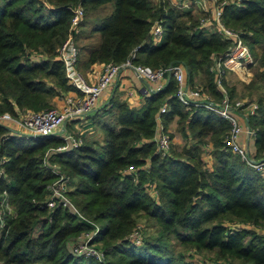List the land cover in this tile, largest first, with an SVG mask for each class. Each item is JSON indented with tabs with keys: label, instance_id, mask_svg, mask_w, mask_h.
<instances>
[{
	"label": "trees",
	"instance_id": "16d2710c",
	"mask_svg": "<svg viewBox=\"0 0 264 264\" xmlns=\"http://www.w3.org/2000/svg\"><path fill=\"white\" fill-rule=\"evenodd\" d=\"M75 5L83 8L74 36L75 43L84 41L78 70L120 63L136 47L134 63L152 68L180 63L188 84L197 80L219 98L210 67L227 40L212 26H200L207 12L195 10L193 1L179 7L167 0H0V113L38 108L56 88H72L56 50ZM156 19L162 26L158 42L149 33ZM220 19L239 32L263 68L245 85L253 88L264 71V0H227ZM175 88L166 73L163 85L139 106L109 98L108 105L93 110L101 143L83 141L64 151L46 154L63 143L60 137L31 138L0 123V192L12 209L2 216L0 264H264V176L222 141L227 121L201 106L185 107ZM226 90L233 99L234 88ZM162 103L163 128L175 118L178 131L193 141L166 155L153 141ZM257 103L247 125L255 130L253 158L260 160L264 97ZM206 142L210 162L200 154ZM54 162L66 177L65 195L98 226L91 242L101 260L73 251L77 236L92 229L88 222L61 203L45 206L47 185L57 176ZM138 218L152 222V231L145 225L142 233ZM133 230L141 235L139 243L130 239Z\"/></svg>",
	"mask_w": 264,
	"mask_h": 264
},
{
	"label": "built area",
	"instance_id": "2783aa9c",
	"mask_svg": "<svg viewBox=\"0 0 264 264\" xmlns=\"http://www.w3.org/2000/svg\"><path fill=\"white\" fill-rule=\"evenodd\" d=\"M201 1L193 0V2L201 4L200 8L204 12L209 11L210 16L209 19L206 15L200 17V26H212L213 32L220 38L227 40L226 50L223 53L212 55L213 64L210 67L213 72V82L219 92L218 99L208 93L203 87L188 84L185 79L184 66L180 63L154 68L134 63L132 59L135 56L136 47L132 48L127 57L120 63L103 62L95 76V80L88 82L76 67L78 47L75 44L74 36L79 31L83 8L80 5H75L71 8L67 35L57 47L56 58L64 65L66 83L72 89H77L78 92L63 93L60 97V105L48 109L18 111L15 115L3 111L0 113V123L9 127L13 133L28 135L31 138L50 137L55 131H58L57 129L63 123L74 121L75 119H84V116L96 106L98 97L113 82L121 68L130 69L138 79L153 83V90L159 89L163 85L165 74L169 73L176 82L174 95L178 101L185 107L201 106L206 110L213 111L227 121L229 128L222 141L234 154L239 156L240 160L254 170L263 169L264 159L255 160L248 154L246 147L242 144V136L253 138L255 135V130L247 125V116L252 115L258 105L256 102L230 98L224 85L227 71H248L255 65L256 59L248 46L241 40L239 32L225 26L220 19L222 5L227 3V0H208L212 4L211 9ZM177 4L179 6V3ZM184 5H187V3ZM149 33L155 42L160 40L162 34L161 20L156 19L152 22ZM262 76L264 79V71ZM166 109L165 103L159 106L155 116L153 134L156 150L161 155L168 154L171 147V139L159 119V115L165 112ZM59 136L63 143L57 147L49 148L46 154L52 151H64L80 143L71 133L61 132ZM51 166L57 176L47 185L48 192L44 199L45 206L48 209H52L56 204L61 203L71 209L79 220L88 222L92 229L83 231L77 236L76 240L72 242L73 251L77 254L92 255L101 260L103 258L102 253L91 242L98 230V226L84 217L65 195L66 177L57 170L54 164ZM11 211L12 209L7 201L5 192H0V226L3 225L2 216L4 212L11 213ZM129 236L135 243L140 242V239L139 241L137 240L140 237V233L136 230H133Z\"/></svg>",
	"mask_w": 264,
	"mask_h": 264
},
{
	"label": "crops",
	"instance_id": "0c3cea01",
	"mask_svg": "<svg viewBox=\"0 0 264 264\" xmlns=\"http://www.w3.org/2000/svg\"><path fill=\"white\" fill-rule=\"evenodd\" d=\"M153 3L157 0H152ZM177 0H168L170 4H177ZM210 9L212 7V4L208 0H202ZM101 67V62L98 63H92L88 66L80 68V72L82 73L83 77L88 82H93L95 80V76L97 72L99 71ZM185 79H186V71H185ZM165 82V81H164ZM154 84L149 83L146 80L138 79L133 71L127 68H121L116 78L113 80V82L108 86V88L98 97L96 106L89 111L84 119H75L74 121L66 122L64 123V126L61 127V131L65 130L67 133H72L78 140H80V143L83 141L93 142L90 141L87 138H91L92 135L96 134L94 132V127L98 128V125L95 123V120H93V113L95 109L99 108L103 105H108L109 98L116 97L119 100H124L127 102L130 106H139L143 102L144 96L149 95V93L153 90ZM74 92H78L77 89H72ZM71 89L66 90L65 93L70 92ZM128 95V96H127ZM60 105V100H56V105ZM174 123L176 122V119L173 120ZM170 121V122H171ZM170 123H168L169 126ZM96 130V129H95ZM100 130V129H99ZM64 132V131H63ZM94 136H98V142L101 143L102 140V132L100 131ZM242 144L244 147H246V150L250 156L253 157L254 154V147H253V138L242 136ZM94 140V139H93ZM96 142V141H95ZM205 149L209 150L211 148L210 143H205ZM201 154V153H200ZM207 154L209 155L208 151ZM210 162V156L209 159L206 157H202Z\"/></svg>",
	"mask_w": 264,
	"mask_h": 264
},
{
	"label": "rangeland",
	"instance_id": "374dc122",
	"mask_svg": "<svg viewBox=\"0 0 264 264\" xmlns=\"http://www.w3.org/2000/svg\"><path fill=\"white\" fill-rule=\"evenodd\" d=\"M186 1L187 0H177L176 2L179 3V7H181V6L182 7H186L190 3V1H193V0H189L187 2ZM185 3H187V5H184ZM193 4H194L193 7L196 8L195 10L200 11L201 4L200 3H196V2H193ZM177 6H178V4H177ZM195 10H194V12H195ZM206 12H207L206 16L209 19L210 13H209V11H206ZM202 16H203V14L201 15V17ZM82 42H84V41H82V40L78 41L77 42L78 45H76V46L79 48V43L81 44ZM77 43H75V44H77ZM102 63L103 62H101V64ZM257 63L258 62L256 61L255 65L253 67H251L248 71H244V72H240V71H238V72H236V71H227L226 72L224 85H225V87H228L230 89H231V87L234 88V93H232V96L234 97V99H242V100H245V101H252V102H256L257 103V99L259 97H264V79H263V76L260 77L258 75V74H260V71L263 70V68H262V66H258ZM256 73H258V74H257V77L255 78V82H256L254 84L255 86L253 88H249V89L246 88L245 85H247L249 83V81H251L249 79L254 74H256ZM261 75H263V72H262ZM191 85L192 86L194 85V86H200V87H202V85L200 84V82H198L197 80L194 81ZM56 92L57 93H55L53 96L47 97L46 98V104L45 105L38 106V108H35L36 110L34 108H20L18 111L19 112H24L26 110H35V111H38V110L48 109L50 107H55L56 100L59 99L61 101L60 97H61V95L63 93H65V91H62L61 89L56 88ZM70 92H73L72 88H71V91ZM257 105H258V103H257ZM63 126H64V123L61 125V127H63ZM61 127H59L57 129L58 131H55V133L53 135H51L50 137H52V136L60 137L59 136V133H61L63 131L66 132L65 130H62L61 131ZM165 129H166V131H167V133H168V135H169V137L171 139V147H170V150H172V149L173 150H181L183 147L184 148L189 147L190 143L193 142L192 140H189V135H187V138H185L184 136H182V134L180 133V131H178V128L176 126V122L174 123V121H171L170 124H169V126H166ZM94 132L97 134V133L100 132V130L98 128H95L94 127ZM96 134H94V135H96ZM94 135H92V133H91V138L90 137L89 138L85 137V138L86 139H89L90 141H96V142H98L97 141L98 140V136H94ZM28 137H31V136H28ZM205 139H207V138H205ZM78 142H80V140H78ZM208 143H210V142H208ZM59 145H61V144H59ZM57 146H55V147H57ZM205 146H206L205 143L203 145H200L201 156L202 157L204 156L207 159H209V155L207 154V151H208V153H210V149L209 150H206L205 149ZM257 161H260V160H257ZM53 164H54V166L58 165L57 162H54ZM259 171L264 176V168L261 169V170H259ZM138 223H139L138 226L141 225V228L140 229H141V232L142 233H143L142 229L144 228L145 225H146L147 230L149 232L152 231V228H150V227L148 228V226L152 225V222H150L149 220L143 219V218H138ZM234 227H236V225L231 226V228H234ZM251 228L252 229H256L257 227L251 226ZM139 239H140V237L137 238L138 241H139ZM234 264H240V263L234 262Z\"/></svg>",
	"mask_w": 264,
	"mask_h": 264
}]
</instances>
